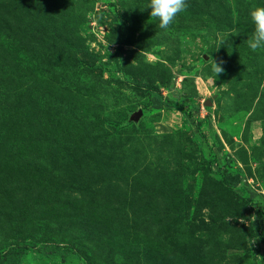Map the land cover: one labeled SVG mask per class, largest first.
<instances>
[{"label": "rangeland", "instance_id": "374dc122", "mask_svg": "<svg viewBox=\"0 0 264 264\" xmlns=\"http://www.w3.org/2000/svg\"><path fill=\"white\" fill-rule=\"evenodd\" d=\"M144 2L0 0V264H264V0Z\"/></svg>", "mask_w": 264, "mask_h": 264}, {"label": "clouds", "instance_id": "9594fccd", "mask_svg": "<svg viewBox=\"0 0 264 264\" xmlns=\"http://www.w3.org/2000/svg\"><path fill=\"white\" fill-rule=\"evenodd\" d=\"M34 2L38 4L39 0H34ZM186 6V0H145L143 7L138 8L141 11L150 9V17L157 20L160 29L167 30L175 22L177 15L185 10ZM249 17L252 22V31L246 40L247 47L252 51L264 50V4L251 8ZM217 44L218 48L226 46L223 38H218ZM222 64L223 61L217 63L211 60V68L215 75L223 70L220 66ZM248 240L250 245H254L255 240Z\"/></svg>", "mask_w": 264, "mask_h": 264}]
</instances>
